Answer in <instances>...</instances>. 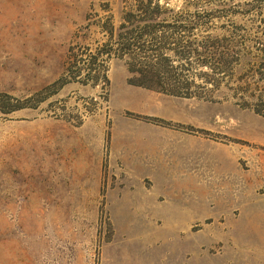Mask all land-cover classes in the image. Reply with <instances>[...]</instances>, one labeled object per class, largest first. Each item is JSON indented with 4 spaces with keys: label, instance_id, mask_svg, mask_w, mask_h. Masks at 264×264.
<instances>
[{
    "label": "rangeland",
    "instance_id": "obj_1",
    "mask_svg": "<svg viewBox=\"0 0 264 264\" xmlns=\"http://www.w3.org/2000/svg\"><path fill=\"white\" fill-rule=\"evenodd\" d=\"M168 3L236 35L235 48L264 44V0ZM125 6L0 0V264H264V116L254 102L241 91L203 100L136 87L124 61L106 57L94 87L78 82H92L85 73L65 74ZM163 161L178 179H161Z\"/></svg>",
    "mask_w": 264,
    "mask_h": 264
},
{
    "label": "trees",
    "instance_id": "obj_2",
    "mask_svg": "<svg viewBox=\"0 0 264 264\" xmlns=\"http://www.w3.org/2000/svg\"><path fill=\"white\" fill-rule=\"evenodd\" d=\"M122 1L127 9L123 11L119 26L114 27L110 14L98 25L106 41L95 48V53H89L88 46H81L73 54L74 65L65 69L70 80L77 81L75 77L85 73L92 82H78L94 87L97 76L92 73L99 71L98 59H117L125 63L130 85L169 96L203 100H211L216 94L225 98L229 93L235 98L241 91L243 99L254 102L255 113L264 116V44L256 52L235 48L236 35L211 32L207 25L209 18L197 10L189 13L186 4L174 12L168 0ZM100 9L109 13V3ZM260 42L254 40V44L262 45ZM74 50L70 47L69 53ZM242 66L252 71L245 80L243 76L246 75L238 74ZM103 79L108 82L105 76ZM60 82L59 87L67 81ZM231 83L234 86L229 87ZM3 103L6 102L0 100V111H4ZM23 107L13 105L8 112Z\"/></svg>",
    "mask_w": 264,
    "mask_h": 264
},
{
    "label": "crops",
    "instance_id": "obj_3",
    "mask_svg": "<svg viewBox=\"0 0 264 264\" xmlns=\"http://www.w3.org/2000/svg\"><path fill=\"white\" fill-rule=\"evenodd\" d=\"M164 154V153H163ZM166 157V156H164ZM149 163V162H148ZM158 167V171L160 174H162L163 176L161 177V179L163 180H174V179H178L180 176L177 175V173H170V163H167V161H163L162 164H157ZM149 171H152V168L150 166V164L148 165Z\"/></svg>",
    "mask_w": 264,
    "mask_h": 264
}]
</instances>
